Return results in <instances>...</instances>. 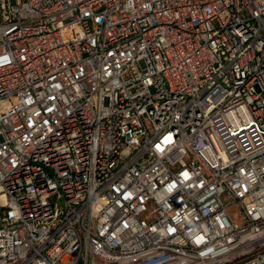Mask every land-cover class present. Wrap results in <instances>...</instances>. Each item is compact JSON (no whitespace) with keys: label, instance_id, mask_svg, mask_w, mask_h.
I'll use <instances>...</instances> for the list:
<instances>
[{"label":"built area","instance_id":"2783aa9c","mask_svg":"<svg viewBox=\"0 0 264 264\" xmlns=\"http://www.w3.org/2000/svg\"><path fill=\"white\" fill-rule=\"evenodd\" d=\"M0 197V264H264V0H0Z\"/></svg>","mask_w":264,"mask_h":264},{"label":"bare ground","instance_id":"6f19581e","mask_svg":"<svg viewBox=\"0 0 264 264\" xmlns=\"http://www.w3.org/2000/svg\"><path fill=\"white\" fill-rule=\"evenodd\" d=\"M167 139V138H166ZM1 198V197H0Z\"/></svg>","mask_w":264,"mask_h":264}]
</instances>
